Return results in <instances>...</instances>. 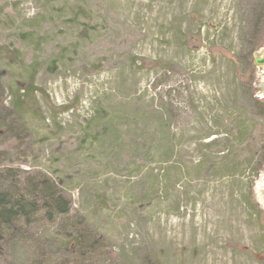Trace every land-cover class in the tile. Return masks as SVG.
I'll use <instances>...</instances> for the list:
<instances>
[{"label":"rangeland","instance_id":"rangeland-1","mask_svg":"<svg viewBox=\"0 0 264 264\" xmlns=\"http://www.w3.org/2000/svg\"><path fill=\"white\" fill-rule=\"evenodd\" d=\"M262 52L264 0H0V114L30 87L9 164L101 238L78 264H264Z\"/></svg>","mask_w":264,"mask_h":264},{"label":"trees","instance_id":"trees-1","mask_svg":"<svg viewBox=\"0 0 264 264\" xmlns=\"http://www.w3.org/2000/svg\"><path fill=\"white\" fill-rule=\"evenodd\" d=\"M3 87L0 82V95L4 90ZM29 88L28 80L27 85L16 87L18 94L12 107L9 108L10 110L6 108L7 112L0 114V138L4 136V141H0V144L5 145L0 149V260L7 258L13 244L28 243L26 241H30L31 232L46 223L53 225L57 231L51 232L50 238L43 242L37 241L36 249L42 252V256L38 255L39 264H52L55 256L52 253L59 254L58 258L55 256L57 261L53 264H78L75 256H86L94 252L101 246V238L92 235V230L83 215L73 213L71 199L65 196L60 185L47 173L31 169L23 170L19 166L9 164L12 162L11 149L14 140L25 142L29 137L27 132L14 130L15 124L12 119V117L19 119L24 116V93L19 91L25 92ZM1 106H3L2 100H0V108ZM6 123L10 125L7 127L4 125ZM238 124L242 130L246 129L245 125L241 126L240 121ZM256 127L254 122V128ZM239 133L243 134V132ZM238 138L239 143L245 142L243 138ZM35 232L41 236L46 235L43 232ZM53 244L57 247L55 252H46L45 246Z\"/></svg>","mask_w":264,"mask_h":264},{"label":"flooded vegetation","instance_id":"flooded-vegetation-1","mask_svg":"<svg viewBox=\"0 0 264 264\" xmlns=\"http://www.w3.org/2000/svg\"><path fill=\"white\" fill-rule=\"evenodd\" d=\"M258 60H260L261 61V64H258L257 63V61ZM254 67H255V76H256V74H257V72L259 71V72H263V68H264V52H262V53H260L259 55H258V57H255L254 58ZM255 85H256V83H255ZM256 87H258V86H256ZM255 87V88H256ZM256 97L259 99L260 98V96L259 95H257L256 94ZM263 201H264V199H263ZM263 209H264V207H262ZM255 214L254 215H256V216H258L259 214H258V211H257V209L255 208ZM255 216V217H256ZM255 232H259V234L262 236V237H264V229L263 228H260V229H256L255 230Z\"/></svg>","mask_w":264,"mask_h":264},{"label":"water","instance_id":"water-1","mask_svg":"<svg viewBox=\"0 0 264 264\" xmlns=\"http://www.w3.org/2000/svg\"><path fill=\"white\" fill-rule=\"evenodd\" d=\"M257 63H258V64H261V61H260V60H258V61H257Z\"/></svg>","mask_w":264,"mask_h":264}]
</instances>
